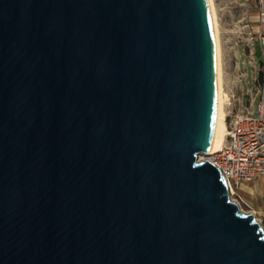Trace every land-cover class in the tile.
Wrapping results in <instances>:
<instances>
[{
  "label": "water",
  "instance_id": "1",
  "mask_svg": "<svg viewBox=\"0 0 264 264\" xmlns=\"http://www.w3.org/2000/svg\"><path fill=\"white\" fill-rule=\"evenodd\" d=\"M215 90L206 0H0V264H264Z\"/></svg>",
  "mask_w": 264,
  "mask_h": 264
},
{
  "label": "built area",
  "instance_id": "2",
  "mask_svg": "<svg viewBox=\"0 0 264 264\" xmlns=\"http://www.w3.org/2000/svg\"><path fill=\"white\" fill-rule=\"evenodd\" d=\"M254 11L256 26L248 32L245 46L253 68L256 67L254 57L258 47L261 59L258 69L262 74L264 72V0H254ZM247 95L255 100L254 108L233 114L226 126L222 150L216 154L206 155L209 160L207 162L215 166L223 178L229 198L235 195V188L241 183L264 176V81L262 78L253 76L251 85L247 86ZM236 205L239 208L240 205L237 203Z\"/></svg>",
  "mask_w": 264,
  "mask_h": 264
},
{
  "label": "rangeland",
  "instance_id": "3",
  "mask_svg": "<svg viewBox=\"0 0 264 264\" xmlns=\"http://www.w3.org/2000/svg\"><path fill=\"white\" fill-rule=\"evenodd\" d=\"M215 12L217 16L218 28H219V40L221 42V49L225 52V58L223 61L224 72L223 76L225 77V85L223 87L224 91L228 94V91L233 88L234 96L230 97L229 101L225 104L224 108L230 107L233 99H237L242 93L240 86H242L243 92H246L247 86L251 85L252 78L255 75L257 78H260L259 65L260 57L255 55L256 67L250 63V58L243 55L240 61V70L236 69L235 64L228 57V52L235 47V43L242 44L245 46L246 39L248 37V32L251 30L252 26V14L254 13V0H213ZM235 43H234V41ZM246 48V46H245ZM247 50V48H246ZM248 54V50H247ZM245 72L246 77L241 74ZM235 104V105H234ZM232 115L237 114V109L235 110L236 103H232ZM231 105V106H232ZM204 154L198 155V160L203 162L206 156ZM232 199L235 204L237 203L243 213H248L246 208L242 206L239 200L232 195ZM259 225L262 228V224L259 222ZM264 231V228H262Z\"/></svg>",
  "mask_w": 264,
  "mask_h": 264
},
{
  "label": "crops",
  "instance_id": "4",
  "mask_svg": "<svg viewBox=\"0 0 264 264\" xmlns=\"http://www.w3.org/2000/svg\"><path fill=\"white\" fill-rule=\"evenodd\" d=\"M251 19H252L251 30H253L257 22L255 11L252 14ZM220 48H221V42H220ZM243 55L250 58L247 54V50L245 46L239 43L237 44L235 43V47L233 46L232 49L228 52V57L230 56V60L232 61L233 64H235V71L236 69L240 70V63L241 62L243 63V61H240V60ZM224 58H225V52L221 49L223 87L225 85V80H226L225 77L223 76V72H224L223 70L225 67L223 64ZM241 75L246 77L245 72H243ZM260 78H262V80L264 81V72H262V74L260 73ZM240 89L242 91L241 95L237 97V99L232 100L234 103H236L235 110L237 109V112H238L237 114H239L240 112L246 109L252 110L256 104L254 99L252 98L250 99V97H248L247 90L246 92H243L242 86H240ZM228 95L230 97L234 96L233 88L228 91ZM232 103L229 104L230 107H227V109L224 108L225 109L224 121H225L226 126L232 116V113H231L232 108H233ZM234 194H235V197L242 204V206L246 208V210L249 213L253 214L256 221L258 223L260 222L262 224V228H264V176H258L257 178L251 181L241 183L235 188Z\"/></svg>",
  "mask_w": 264,
  "mask_h": 264
},
{
  "label": "bare ground",
  "instance_id": "5",
  "mask_svg": "<svg viewBox=\"0 0 264 264\" xmlns=\"http://www.w3.org/2000/svg\"><path fill=\"white\" fill-rule=\"evenodd\" d=\"M206 3L208 6V11H209L211 26H212V33H213V47H214V59H215V82H216V90H215L216 115H215L214 138L212 140L209 151L203 156L216 154L222 150V147L225 141L226 131H227L225 121H224L225 119L224 106L229 101V96L223 89L221 48H220L219 28H218L215 7H214L213 0H206ZM204 161H209V160L205 158ZM230 198H231L230 200L234 202L232 197Z\"/></svg>",
  "mask_w": 264,
  "mask_h": 264
},
{
  "label": "trees",
  "instance_id": "6",
  "mask_svg": "<svg viewBox=\"0 0 264 264\" xmlns=\"http://www.w3.org/2000/svg\"><path fill=\"white\" fill-rule=\"evenodd\" d=\"M259 79H261V78H259Z\"/></svg>",
  "mask_w": 264,
  "mask_h": 264
}]
</instances>
